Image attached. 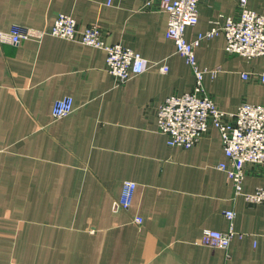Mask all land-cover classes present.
Listing matches in <instances>:
<instances>
[{
	"label": "crops",
	"instance_id": "crops-1",
	"mask_svg": "<svg viewBox=\"0 0 264 264\" xmlns=\"http://www.w3.org/2000/svg\"><path fill=\"white\" fill-rule=\"evenodd\" d=\"M145 1L0 0V32L48 31L67 15L149 62L115 86L103 50L52 36L0 44V264H264V207L235 197L218 170L228 164L218 131L209 126L184 149L156 130L158 106L189 92L194 78L165 38L167 14ZM246 3L264 15V0ZM237 5L200 0L186 40L223 26ZM195 57L201 69L219 68L203 80L218 109L264 104V86L241 78L261 72L263 57H229L223 35L202 41ZM64 97L73 111L55 120ZM126 181L136 185L130 207L115 211ZM242 187L264 188V168L247 165ZM226 211L235 214L228 250L202 246L203 230L228 231Z\"/></svg>",
	"mask_w": 264,
	"mask_h": 264
},
{
	"label": "built area",
	"instance_id": "built-area-1",
	"mask_svg": "<svg viewBox=\"0 0 264 264\" xmlns=\"http://www.w3.org/2000/svg\"><path fill=\"white\" fill-rule=\"evenodd\" d=\"M200 0H146L144 8H155L168 16L165 38L170 40L176 53L189 66L194 83L192 89L180 96L167 97L157 108L156 130L166 138L170 148L189 149L195 146L207 133L209 126L215 128L220 136L222 149L228 164H219L218 170L225 173L235 197H242L249 205L264 207V188H257L252 193L243 192L245 167L247 165L264 168V104L251 105L242 103L235 113L223 112L206 93L203 85L204 76H216L215 70L201 69L195 57V50L204 40L223 35L225 53L230 57H242L247 60L264 58V15L247 8L246 0H238L236 15L225 18L223 26L215 25L196 39L187 41L185 30L193 28L198 22ZM110 4L108 0L107 5ZM101 28L89 25L79 29L76 21L67 15H59L48 31L12 26L8 32H0V44L18 45L25 41H41L45 36L77 42L84 46L103 50L106 54V70L113 78L115 86L124 85L132 76L146 72L149 62L129 48L119 44L106 45ZM166 66L159 71L167 73ZM243 80L255 79L264 86V69L258 73H242ZM73 111V100L64 97L57 100L51 114L55 120L67 117ZM136 185L134 182L123 183L120 197L113 202L115 211H127L130 207ZM229 223L227 232L221 233L205 229L202 231L200 244L212 249L227 251L234 236L232 222L235 214L224 213ZM141 224L140 218H134Z\"/></svg>",
	"mask_w": 264,
	"mask_h": 264
}]
</instances>
